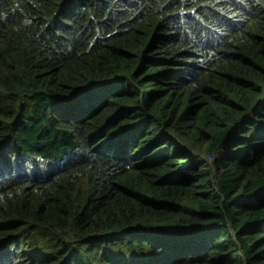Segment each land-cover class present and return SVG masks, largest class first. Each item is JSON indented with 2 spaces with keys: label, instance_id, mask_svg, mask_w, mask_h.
Listing matches in <instances>:
<instances>
[{
  "label": "trees",
  "instance_id": "16d2710c",
  "mask_svg": "<svg viewBox=\"0 0 264 264\" xmlns=\"http://www.w3.org/2000/svg\"><path fill=\"white\" fill-rule=\"evenodd\" d=\"M0 264H264V0H0Z\"/></svg>",
  "mask_w": 264,
  "mask_h": 264
},
{
  "label": "rangeland",
  "instance_id": "374dc122",
  "mask_svg": "<svg viewBox=\"0 0 264 264\" xmlns=\"http://www.w3.org/2000/svg\"><path fill=\"white\" fill-rule=\"evenodd\" d=\"M203 152V154H205V152L204 151H202Z\"/></svg>",
  "mask_w": 264,
  "mask_h": 264
}]
</instances>
